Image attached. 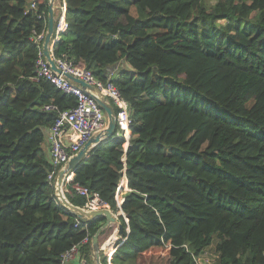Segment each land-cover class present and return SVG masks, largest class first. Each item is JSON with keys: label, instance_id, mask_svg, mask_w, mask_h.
I'll list each match as a JSON object with an SVG mask.
<instances>
[{"label": "trees", "instance_id": "1", "mask_svg": "<svg viewBox=\"0 0 264 264\" xmlns=\"http://www.w3.org/2000/svg\"><path fill=\"white\" fill-rule=\"evenodd\" d=\"M65 1L55 55L113 82L132 119L129 141L94 146L68 185L74 205L77 183L119 213L126 175L112 264H198L210 250V264H264V0ZM48 12V0H0V264H62L76 245L94 264L105 222L79 218L48 180L58 111L45 107L78 102L33 80Z\"/></svg>", "mask_w": 264, "mask_h": 264}, {"label": "built area", "instance_id": "2", "mask_svg": "<svg viewBox=\"0 0 264 264\" xmlns=\"http://www.w3.org/2000/svg\"><path fill=\"white\" fill-rule=\"evenodd\" d=\"M32 7H35L33 1ZM57 20L55 31L52 37V59L61 72L54 70L49 60L43 52V42L47 30L41 33L34 31L32 36L33 41L39 47V54L36 67V76L33 80L46 78L50 80L57 88L66 93H72L78 98L77 105L69 110H59L55 105H47V110H57L58 115L52 127L47 130V146L49 149V158L53 169L49 173L48 180L51 185L55 187L58 199L62 202L61 197L58 195V174L59 171L67 164V162L76 155L83 145L95 134L103 132L108 126V118L106 111L101 107L96 98L91 95L90 90L84 91L79 84L69 79L66 74H71L75 77L83 79L85 82L94 85L99 94L102 95L107 101L112 103L116 110L117 119V133L124 135L126 141H129L131 136L132 119L130 116L129 104L121 95L116 85L109 81L103 83L97 79L93 72L89 69L79 68L68 61L65 55L56 56L54 53L53 45L59 41L63 32L68 28L67 20V4L65 0H57ZM74 181V172L65 174L62 185V192L66 199L67 194L70 192L69 184ZM76 194L86 198L85 205L82 207L87 211L107 207V202L101 197L98 192L91 191L88 187L81 186L77 183L73 185ZM89 238L84 239V243L88 242ZM108 241V240H107ZM101 244V251L108 259V263L112 264V255L110 247L115 248V243L112 246L106 247V242ZM81 253L78 245L72 247L62 256V264H70L76 256ZM82 256V255H81ZM198 264H210V258L197 259ZM86 259L80 257L79 264H85Z\"/></svg>", "mask_w": 264, "mask_h": 264}, {"label": "water", "instance_id": "3", "mask_svg": "<svg viewBox=\"0 0 264 264\" xmlns=\"http://www.w3.org/2000/svg\"><path fill=\"white\" fill-rule=\"evenodd\" d=\"M49 5V12H48V28L47 33L45 35V39L43 42V52L46 56V58L49 60L50 64L52 65L54 70H57L58 72H61V69L57 67L54 60L52 59L50 44L52 41V37L55 31L56 26V20H57V14L55 10V0H48ZM66 76L79 84L81 88L88 92L90 90V94L93 95L98 103L101 105V107L106 111L107 118H108V126L103 132H99L95 135H93L79 150V152L74 155L67 164L59 171L58 174V188L57 192L58 195L61 197L62 203L68 207L70 210L74 211L79 218H87L89 220H95L97 218H105V222L102 224V226L98 229V231L93 235L92 237V254H93V260L94 264H103L101 261V243H100V235L102 231L109 226L113 224L118 223L119 228V234L122 235L123 233V225L118 221L119 215L125 214L123 210H121L118 215L116 216L113 211L109 208H101V209H94L91 211H87L84 208L80 206H76L73 203H71L68 199H66L62 192V185H63V179L65 174L69 172H74V169L77 167V165L85 160L88 156V153L90 150L96 146L97 144L101 143L102 141H107L115 136L117 133V119H116V110L112 103L107 101L102 95L95 96V94H99L98 89L87 82H85L83 79L75 77L71 74H66ZM125 216V215H124ZM126 220H128L126 216Z\"/></svg>", "mask_w": 264, "mask_h": 264}, {"label": "crops", "instance_id": "4", "mask_svg": "<svg viewBox=\"0 0 264 264\" xmlns=\"http://www.w3.org/2000/svg\"><path fill=\"white\" fill-rule=\"evenodd\" d=\"M56 7H57V0H55V10H56V14H57V12H58V10L56 9ZM50 49H51V51H52V44H50ZM122 64H118V65H116V66H114V67H112V68H110V71H109V73H111V74H113V75H116V73H117V70L119 69V67L121 66ZM131 137V136H130ZM49 151V149H48V146H47V152ZM120 184L122 185L121 187H120ZM129 190V187H128V181H127V177H126V175H124V177L121 179V181H120V183H119V187H118V190H117V195H116V199H117V204H118V207L120 208V211L122 210V208H121V206H122V202H123V196H124V194L127 192ZM114 213V212H113ZM115 215H116V213H114ZM117 216V215H116ZM125 217H126V215H125ZM118 221L121 223V221H120V219L118 218ZM109 227H111L112 229L114 228V227H116L115 228V231L114 230H112V232H111V234H110V236L109 237H111L114 233H116L117 234V239H115L114 240V245H115V248L118 246V243L120 242V241H123V240H125V238L123 237V235H121V234H119V226H118V223L117 224H114V225H111V226H109ZM110 239V238H109ZM109 239H107L108 241H109ZM106 240V241H107ZM108 241L106 242V246H107V244H108ZM105 242V241H104ZM116 250V249H115ZM114 250V251H115ZM101 254H104L102 251H101ZM112 256H113V254H112ZM80 257H82L81 256V253H79L77 256H76V258L73 260V261H71V263L70 264H79V260H80Z\"/></svg>", "mask_w": 264, "mask_h": 264}, {"label": "rangeland", "instance_id": "5", "mask_svg": "<svg viewBox=\"0 0 264 264\" xmlns=\"http://www.w3.org/2000/svg\"><path fill=\"white\" fill-rule=\"evenodd\" d=\"M116 215H118V213H116ZM114 225V224H113ZM115 228L116 227H114L112 230H114L115 231ZM103 237H105L106 236V233L105 234H103L102 235ZM110 237H108L107 239H109ZM106 239V240H107ZM105 240V241H106ZM114 249H116V248H114ZM112 250V249H111ZM114 252H112L111 253V255L113 254ZM105 255V254H104ZM102 256V255H101ZM203 257H209L211 260H214V257H216V255H215V253H214V251L213 250H210V251H208L205 255H203Z\"/></svg>", "mask_w": 264, "mask_h": 264}, {"label": "bare ground", "instance_id": "6", "mask_svg": "<svg viewBox=\"0 0 264 264\" xmlns=\"http://www.w3.org/2000/svg\"><path fill=\"white\" fill-rule=\"evenodd\" d=\"M116 237H117V234L114 233V234L110 237V239H109L108 244H107L106 247L112 246L113 243H114V240L117 239ZM110 248H111V247H110Z\"/></svg>", "mask_w": 264, "mask_h": 264}]
</instances>
